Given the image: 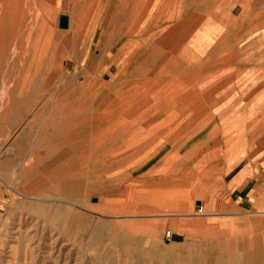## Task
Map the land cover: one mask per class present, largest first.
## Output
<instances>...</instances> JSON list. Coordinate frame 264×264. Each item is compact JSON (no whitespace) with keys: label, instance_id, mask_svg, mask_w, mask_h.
<instances>
[{"label":"rangeland","instance_id":"rangeland-1","mask_svg":"<svg viewBox=\"0 0 264 264\" xmlns=\"http://www.w3.org/2000/svg\"><path fill=\"white\" fill-rule=\"evenodd\" d=\"M263 52L264 0H0V264H264L223 106Z\"/></svg>","mask_w":264,"mask_h":264},{"label":"crops","instance_id":"crops-1","mask_svg":"<svg viewBox=\"0 0 264 264\" xmlns=\"http://www.w3.org/2000/svg\"><path fill=\"white\" fill-rule=\"evenodd\" d=\"M134 2H139V0H134ZM259 57H262V65L259 66L257 70L248 68V70L246 68H238L237 70L239 73H254L259 70L258 74L252 77V82L250 84V87L259 85L261 87L259 92L252 96L250 87L242 86V82L237 80L236 83H233L230 92L227 93L228 96L226 94L224 95L226 96V99L223 101V106H235V108H232V111L238 108L243 110L240 114L241 118L238 121L241 123L237 122L227 129L234 133L235 137H242L243 139L249 137L252 130L264 128V71H262V68L264 69V52L260 54ZM230 79V77H222L216 80H218L217 83L220 87H223L230 81ZM219 80L222 81L219 82ZM224 92H226V89ZM220 114L219 120H221V117L226 116L227 112ZM235 137L231 135L229 137L230 142ZM212 167L214 168L216 166H213L210 163L207 165L208 170H203V168L196 169L197 167H194L193 172L187 175V178L181 180L180 184L184 186L188 184L191 186L198 184L204 185L206 177L211 175L209 172L213 169ZM247 167L248 166H246V168ZM246 168H243L239 173L237 172L234 176V180H230V185L233 186L231 190V195L233 197L232 201L242 210H256L255 213L261 212L264 210V169L248 170ZM200 190L201 189H196L195 191H197L196 193H202ZM205 190L206 186L203 192ZM191 194L192 192L188 195Z\"/></svg>","mask_w":264,"mask_h":264},{"label":"water","instance_id":"water-1","mask_svg":"<svg viewBox=\"0 0 264 264\" xmlns=\"http://www.w3.org/2000/svg\"><path fill=\"white\" fill-rule=\"evenodd\" d=\"M68 26V17L66 15H60L58 17V27L60 29H66Z\"/></svg>","mask_w":264,"mask_h":264},{"label":"built area","instance_id":"built-area-1","mask_svg":"<svg viewBox=\"0 0 264 264\" xmlns=\"http://www.w3.org/2000/svg\"><path fill=\"white\" fill-rule=\"evenodd\" d=\"M201 209H202V207L200 206V207L198 208L199 212L201 211ZM165 238H166L167 240H169V239L171 238V233H170L169 231L165 233Z\"/></svg>","mask_w":264,"mask_h":264},{"label":"bare ground","instance_id":"bare-ground-1","mask_svg":"<svg viewBox=\"0 0 264 264\" xmlns=\"http://www.w3.org/2000/svg\"><path fill=\"white\" fill-rule=\"evenodd\" d=\"M169 101H170V99H169ZM12 177H13V175H12ZM11 189V188H10ZM21 194V193H20Z\"/></svg>","mask_w":264,"mask_h":264}]
</instances>
